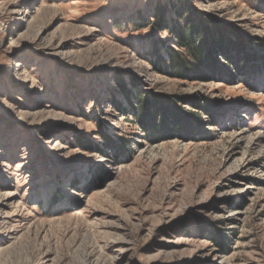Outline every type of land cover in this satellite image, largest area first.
Wrapping results in <instances>:
<instances>
[{
    "label": "rangeland",
    "instance_id": "374dc122",
    "mask_svg": "<svg viewBox=\"0 0 264 264\" xmlns=\"http://www.w3.org/2000/svg\"><path fill=\"white\" fill-rule=\"evenodd\" d=\"M181 1L0 0V264H264V14L188 0L240 33L258 75L177 80L145 61L152 35L173 42L134 25ZM120 84L182 96V115L194 97L227 111L150 140L112 107H128Z\"/></svg>",
    "mask_w": 264,
    "mask_h": 264
},
{
    "label": "trees",
    "instance_id": "16d2710c",
    "mask_svg": "<svg viewBox=\"0 0 264 264\" xmlns=\"http://www.w3.org/2000/svg\"><path fill=\"white\" fill-rule=\"evenodd\" d=\"M248 3L264 14V0H249ZM173 6L169 9L166 5H158L152 16L147 18L140 15L139 23L134 25L137 30H150L153 34L165 33L168 42L172 41L175 45H166L165 40L156 39L155 35L151 34L153 38L145 61L152 64L157 73L172 79L202 83L222 79L232 82L237 79L238 74L246 76V80L252 75H258L250 46L239 32L231 30L223 23L217 24L210 19H202L188 0H182L178 6ZM169 14H172L174 19L169 18ZM219 58L225 63H221ZM247 65L250 68L249 74L245 69ZM242 82L244 83L243 79ZM119 86L120 93L127 98L128 107L117 100L111 101L112 107L126 120L132 118L130 122L139 126L141 131L149 135L150 140L163 139L169 133L177 138L193 139L191 136L195 131L204 127L201 115L205 116L212 126H218L219 120L223 119V114L227 111L224 102L194 97L188 104L197 106L200 113L195 117L182 115L175 105L177 102H183L182 96L165 101L159 97H148L143 92H138L135 96L125 84ZM101 136L108 150L118 151V144L114 139ZM212 241L223 250L228 247L225 237L219 234L213 236Z\"/></svg>",
    "mask_w": 264,
    "mask_h": 264
}]
</instances>
